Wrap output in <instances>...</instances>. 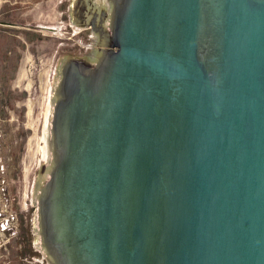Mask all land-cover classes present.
Masks as SVG:
<instances>
[{
	"label": "water",
	"instance_id": "95a60500",
	"mask_svg": "<svg viewBox=\"0 0 264 264\" xmlns=\"http://www.w3.org/2000/svg\"><path fill=\"white\" fill-rule=\"evenodd\" d=\"M70 1L16 76L50 263L264 264V0H108L97 36Z\"/></svg>",
	"mask_w": 264,
	"mask_h": 264
},
{
	"label": "rangeland",
	"instance_id": "374dc122",
	"mask_svg": "<svg viewBox=\"0 0 264 264\" xmlns=\"http://www.w3.org/2000/svg\"><path fill=\"white\" fill-rule=\"evenodd\" d=\"M53 0H0V204L16 197L19 172L18 121L24 55L48 41Z\"/></svg>",
	"mask_w": 264,
	"mask_h": 264
},
{
	"label": "flooded vegetation",
	"instance_id": "af4514ba",
	"mask_svg": "<svg viewBox=\"0 0 264 264\" xmlns=\"http://www.w3.org/2000/svg\"><path fill=\"white\" fill-rule=\"evenodd\" d=\"M66 9L67 4L65 5ZM110 3L103 0H71L68 11L64 12L59 28L67 30L63 24L70 22L77 27L87 28L97 36L109 32L107 19ZM107 26V27H106ZM55 29V28H53ZM104 32V33H103ZM97 47L102 48L98 38ZM38 216L34 199L11 197L0 204V264H51L41 245L37 230Z\"/></svg>",
	"mask_w": 264,
	"mask_h": 264
}]
</instances>
